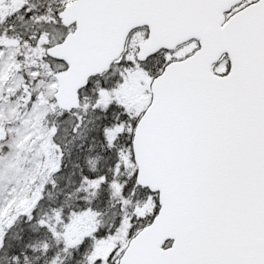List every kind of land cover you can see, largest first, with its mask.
Here are the masks:
<instances>
[{
	"label": "snow or ice",
	"instance_id": "1",
	"mask_svg": "<svg viewBox=\"0 0 264 264\" xmlns=\"http://www.w3.org/2000/svg\"><path fill=\"white\" fill-rule=\"evenodd\" d=\"M0 264H264V0H0Z\"/></svg>",
	"mask_w": 264,
	"mask_h": 264
}]
</instances>
